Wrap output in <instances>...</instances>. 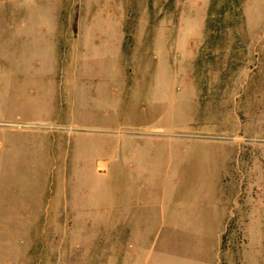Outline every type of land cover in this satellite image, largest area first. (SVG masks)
Segmentation results:
<instances>
[{"label":"rangeland","instance_id":"1","mask_svg":"<svg viewBox=\"0 0 264 264\" xmlns=\"http://www.w3.org/2000/svg\"><path fill=\"white\" fill-rule=\"evenodd\" d=\"M214 1L0 0L2 137L12 139L13 134L22 131L53 133L62 136V141L67 144L74 134L111 132L95 126L27 121V115L39 111L34 107L49 101L50 96L57 110L64 115L70 97L69 87L67 89L70 78L65 73L61 75L56 69L53 74L42 70L46 69L43 64L46 53L57 54L56 51L62 46L60 33L63 31L46 29L40 33L48 36H41V28L37 29L39 24L86 21L94 15L97 20H106L108 12L119 21L150 22L163 15L167 4L171 5L170 9L172 7L171 12L165 13L173 26L174 36L183 31L195 46L203 42V38L221 42L220 45L209 46L210 51H206L205 47L203 54L206 58L198 64L205 65L203 69L214 75V92L210 96L211 91L207 89L209 93L203 92V99L205 96L207 102L216 103L214 96L221 91L214 90L218 81L227 80L231 73L229 84L232 89V74L235 73L236 86L230 99L231 117L236 116L237 121L235 136L217 129L212 134L221 142L220 149H223V144H226V148L232 147L231 150L235 148V159L226 171L222 167L228 159L225 157L218 161L219 169L212 167L217 177L213 189L188 188L185 198L188 203L182 221L147 220L146 199V203L143 202L145 207L136 215L139 219L102 222L103 230H96L95 222L44 220V214L39 211L43 203L49 204L50 212H53L52 208L56 212L57 202L61 199L59 192L65 194L68 200L70 193L76 192V183H81L82 178L79 174L66 171H39L37 165L42 163V159L35 156L37 152L26 151L22 141L16 143L15 147L6 142L9 147L0 146V264H264V0H238L231 6L226 4L227 7L226 0H220L213 6ZM92 7L98 8L94 15L88 13ZM93 27L83 32L84 52L77 63L73 62L81 89L88 91L87 99L83 98L85 103L87 100L88 108L85 109L82 104L79 107L83 112L92 110L93 115L89 114L90 124L97 120L100 122L106 111L114 110L112 101L105 100H111L110 97L115 94L117 107L114 115L111 112L109 117L115 114L119 117L126 110L133 113L130 119L123 122L126 127L113 130L116 133L140 134L143 131L139 127L149 122L172 127L171 133L178 132L179 121H186L190 132L201 126L205 113H198V107L190 108L191 100L194 102L198 95L195 84H189L193 99L183 98L184 91L187 92L185 89L176 96L170 89L171 77L149 73L152 69L160 70L168 66L163 63L155 68L153 59L148 58V51L139 54L136 59L114 57L110 38L113 36L114 40L117 39L116 30L112 28L110 31L107 26ZM235 38L256 40L251 47L252 62L247 61L249 53L246 58L243 45L232 44ZM234 46L239 49L235 55L231 52ZM31 58L38 60L40 68L36 70L30 65ZM48 59L55 67L57 60H54V56L50 55ZM177 62L181 66L182 60ZM177 62L174 61V64ZM185 64L189 65L188 62ZM39 69L44 75L43 79L35 75ZM123 70L132 71H124V78ZM125 80L132 87L123 86ZM115 81L117 87L113 91ZM41 84L44 88L39 91ZM180 84V87L185 86L182 81ZM96 91L100 92L101 103L92 101ZM36 102L38 104L34 105ZM223 107H217L219 112ZM217 112H213V119L219 118ZM41 113L45 117L49 115L46 110ZM201 131L198 130L199 133ZM159 148L162 149V146ZM73 150H76L74 143ZM32 162L34 166L31 167ZM26 163L30 165L26 166ZM233 171L240 173L236 188L232 181ZM146 185L143 182L142 188L147 192ZM43 188H49V195L40 196ZM197 195L207 196V199L198 203L197 210H194ZM208 195L211 199H208ZM234 195L236 203L229 205L228 213H224V203L228 205V197L232 199ZM219 199L224 202L219 203ZM211 202L221 204L222 209L209 220L207 218H211L213 209ZM223 223L236 228L231 231L232 227H229L230 230L226 232L236 234L202 237L212 234ZM150 231L157 235L150 236Z\"/></svg>","mask_w":264,"mask_h":264},{"label":"crops","instance_id":"2","mask_svg":"<svg viewBox=\"0 0 264 264\" xmlns=\"http://www.w3.org/2000/svg\"><path fill=\"white\" fill-rule=\"evenodd\" d=\"M219 1L212 2V5L215 6V3ZM225 2V7H227L228 4L230 6L236 4L238 0H226ZM170 6L167 4L165 7L166 13L171 12L172 7L170 9ZM105 9L106 11L108 10L107 6ZM99 11L103 13L102 9H99ZM95 12H98V8L92 7L88 13L94 15ZM165 12L161 15L162 17L160 16L157 20L155 19V21L150 22L119 21L108 12L106 20H97L94 15L93 18L91 16L88 17L86 21L42 23L37 26V29L41 28L39 30L41 36H48L47 34L40 33L46 29H60L63 31V33H60L61 37H63L62 46H59V51H56L57 54L46 53L45 56L47 58H45L43 63L46 69H42L44 67H41V69L47 70L52 74L55 69V71H60L61 75L65 73L68 79L70 78L67 86V89L69 87L70 97H68L66 115L60 114L57 106L52 102L53 98L50 96L51 99L49 101H44L42 104H38L37 102L34 104H38L34 109L39 111H36L33 115H27L29 117L27 121L67 123L80 127L91 128V126H95L99 129L111 130V132L102 134H74L73 137L69 138L67 144L66 141H62V136L53 133L22 131L18 134H13L12 139L4 138L0 135L1 147H9L6 142L10 143L11 147H15L16 143L22 141L23 145L27 148L26 151L37 152L35 156L42 159V163H38L37 165L40 167L39 171L57 173L66 171L79 174L82 178L83 181L81 180V183H76V192L74 194L70 193L68 200L65 199V194L59 192L58 195L61 199L60 202H57L56 212L54 208L51 209L53 212H50L49 204L44 205L43 203L39 211L44 214V220L58 219L95 222L96 230H103L102 222L139 219L136 215L141 213V208L145 207L143 202L146 203L145 200L147 199V220L163 222L182 221L188 203L185 201L188 195V188L213 189L217 177L212 170L219 169L218 161L222 157L228 158L222 166L225 169L224 171H226L227 167H230L232 160L235 159L237 155L235 148L231 150L232 147L228 146L229 148H226V144H223V149H220L221 142L217 141L218 139L212 134L217 129L218 131L224 130L228 134H233L229 136H235L237 121L236 116L231 117L230 98L231 92L235 91L233 88L236 86V75L235 73L232 74L234 77V87L232 89L229 84L231 73L228 74L227 80L218 81V86L214 90L221 91L218 92V96H214L217 102L214 103L213 101L210 103L205 100V96L203 99V92L208 94L209 91L207 89H209L211 91L210 96L214 92L212 88L214 75L203 69L205 65H201L202 68L198 66L206 58L203 54L205 47L206 51H210L209 46L220 45L221 42L211 38H203V42L195 46L193 42L186 38L183 31L174 36V32H172L173 26L169 23ZM86 23L87 28L85 27ZM91 26H95L93 28L107 26L110 28V31L112 28L116 30L115 35L117 39L114 40L113 36L110 38L113 44L111 52L114 57L121 58L122 60L126 57L136 59L139 54L148 51V58L151 57L153 59L155 68H159L163 63L168 66L160 70L152 69L149 73L153 72L155 73L154 75L171 77L172 88L170 87V89L171 91L173 90L176 96L180 90L184 91L185 89L187 92L184 91L183 98L188 97L191 100V86L189 84H195L199 102L197 99L194 102L191 100L190 104L192 105L190 108L193 106L195 108L198 107V113H205V120H202L201 126H198L196 131L190 132L188 124L185 123L186 121H179L177 122L179 125V129L177 128L178 132L171 133L173 132L171 131L172 127L170 129L167 125L160 126L155 122H149L144 127H139L143 133H116L113 130L116 131L118 128L126 127L123 122L130 119L129 116L133 115V113L126 110L119 117L116 114L113 116L114 110L117 107L115 94L110 97L111 100H105V102L112 101L114 110L106 111V115L103 119H100V122L97 120L90 124L89 114L93 115L92 110L83 112L84 110L79 107L82 104L85 109L88 108L87 100L86 103L83 101V98L87 99L88 91L81 89L77 68L74 67L73 62L77 63L82 57L85 46L82 40L83 32L87 29L91 30L89 29ZM52 34L53 32L51 31L50 35ZM235 39L232 44L235 46L236 44L243 45L242 50L245 56L249 53V58L246 56L248 59L246 60L252 62L251 51L253 49L251 47L253 44H256V40L247 38ZM235 46L231 49L234 55L239 51ZM50 55H53L54 60H57L55 67L51 65V61L48 59ZM179 60H182L181 66L177 62ZM30 61V65L34 69L40 68L38 67V60L31 58ZM167 61L168 63H166ZM174 61L177 64H174ZM196 61L197 65L195 64ZM186 62L189 65L186 66ZM233 69H235V66ZM132 70H123V77H126L124 71L130 73ZM35 75L39 79H43L42 77H44L40 69ZM181 81L184 82L185 86L180 87L181 84L179 85V83ZM123 86L132 87L130 82L126 80ZM113 87L112 90H116V81ZM43 88L41 84L38 90H43ZM100 99V92L96 91L92 101L101 103ZM214 104H217V106ZM217 107H223V110L219 112V108ZM43 110L49 112L47 117L43 115L44 113H41ZM214 111H218L217 114H220L219 118H212ZM111 112L113 115L109 117ZM112 118L115 120L110 122ZM129 127L133 128L132 126ZM198 130L202 131L199 133ZM2 138L3 140H1ZM73 143L76 146V150H73ZM160 146H162V149L159 148ZM26 151L24 153L28 156ZM31 164L26 163V166H34L33 162ZM229 173H231L230 168ZM239 174V172L236 173L235 171L232 173V181L235 188L236 184H238ZM143 179L144 181H142ZM143 182L147 183V192L142 188ZM47 195H49V188H43L40 196L45 197ZM228 198L230 201L228 205L224 203L223 209L221 208V204L211 202L213 206L211 218L206 217L204 210H202V214H205V218L210 220L221 209L224 213H228V206L236 203L235 195L232 199ZM206 199L207 196L202 197L197 195L194 201V210H197L198 203L201 201L205 202ZM208 199H211L210 195H208ZM219 201V203L224 202L221 199ZM224 224L221 227L218 225L217 230L212 234L203 235L202 237H220L223 234H236L231 232L235 231L236 228ZM229 227H232L231 231L226 232L230 230ZM224 228L225 232L223 231ZM149 235L156 236L157 233L150 231ZM150 254L151 250L149 256Z\"/></svg>","mask_w":264,"mask_h":264}]
</instances>
